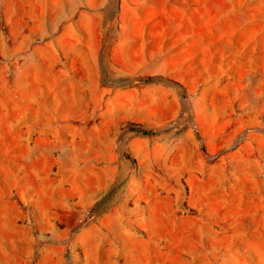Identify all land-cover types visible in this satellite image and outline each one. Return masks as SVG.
<instances>
[{"label": "rangeland", "instance_id": "obj_1", "mask_svg": "<svg viewBox=\"0 0 264 264\" xmlns=\"http://www.w3.org/2000/svg\"><path fill=\"white\" fill-rule=\"evenodd\" d=\"M0 264H264V0H0Z\"/></svg>", "mask_w": 264, "mask_h": 264}, {"label": "trees", "instance_id": "obj_2", "mask_svg": "<svg viewBox=\"0 0 264 264\" xmlns=\"http://www.w3.org/2000/svg\"><path fill=\"white\" fill-rule=\"evenodd\" d=\"M143 132H145V133H153L152 131H149V130H143Z\"/></svg>", "mask_w": 264, "mask_h": 264}]
</instances>
